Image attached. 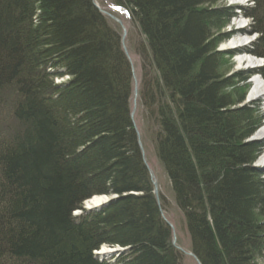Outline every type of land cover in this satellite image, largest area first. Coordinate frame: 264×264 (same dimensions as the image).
<instances>
[{"label": "trees", "instance_id": "obj_1", "mask_svg": "<svg viewBox=\"0 0 264 264\" xmlns=\"http://www.w3.org/2000/svg\"><path fill=\"white\" fill-rule=\"evenodd\" d=\"M222 2L113 3L142 36V137L192 253L200 264H260L264 177L252 164L264 143L249 140L264 113L245 100L264 67L235 75L238 83L220 77L222 59L238 51L218 46L245 32L226 31L242 9ZM253 6L240 13L259 35L246 51L264 58V0ZM133 79L120 26L93 0H0V106L10 109L0 123V264H181L162 219L169 203L157 201L138 145ZM102 195L117 198L74 216ZM103 246L126 252L101 261Z\"/></svg>", "mask_w": 264, "mask_h": 264}, {"label": "rangeland", "instance_id": "obj_2", "mask_svg": "<svg viewBox=\"0 0 264 264\" xmlns=\"http://www.w3.org/2000/svg\"><path fill=\"white\" fill-rule=\"evenodd\" d=\"M113 2H114V0H95V4H96L95 8L96 9H100L99 11L105 17H107V19L109 21L114 22V24H118L120 26V28L122 29V26L119 23V21H120L123 24V26L127 28V36L129 35V33L130 34L132 33L131 35L137 37V33H135L134 31L128 33V31L131 29V21L129 20L130 17L127 15V13L123 9L116 8L115 4ZM236 2L237 1H235V0H223L222 4H224L226 6H236V7L240 6L242 8L241 12H243L244 9H247V7H251L252 8V3L250 1L248 2V0H246L244 5L237 4ZM241 12L239 10H237L236 13L239 16H237L238 18L236 17L235 19L232 20L231 26H230V28H228V33L235 32L236 29L242 28L240 26H243V25L246 26V25L250 24L249 19L246 20V19L243 18L242 15H240ZM113 18H115V19H113ZM240 22L242 23V25L239 24ZM236 36L237 35L235 34L228 41L221 43L218 46V49H217V51L223 52V53L237 52V50H239L237 52L238 54L234 55V57H230V58L225 57V58H223L222 61H221V64H220V68H218V72L220 74V77L223 80L231 81L232 83H238L239 82L238 80H233L235 75H238V74H241V73H244V72L258 71V69L256 67L250 68V69L249 68H245V67H240L238 65V62H237L238 59L240 58V56L247 55V52L246 51H242V50H246L247 49L249 51V50H252V48H250V47H248L246 45L245 46H240L239 49H232V48L228 49L227 48V47H230V42L233 41V39ZM127 39H128V37H127ZM134 45H136V47H138L137 46V39L135 40L133 38V40H131L130 43H129V41L126 42V47L130 51V57H131V59L134 60V67H135V71H136V80H137V84L139 86L141 84V81H142L141 78L143 77L142 59L139 56H136L134 54V48H133ZM250 56H251V54H250ZM261 66H262V63H261ZM256 75H258V73H256L254 76H256ZM254 76H252L248 80V83L250 82L249 83L250 87H248V90H247V93H246L247 100H245L246 101L245 104L256 103L258 100L259 101L263 100L261 102V105H262V112L264 113V99H263L264 97H259L257 99L255 98L253 100L248 101L250 92L252 91V87H253V81H254L253 78H254ZM133 80H134V86H135V78ZM232 88H233L234 91H237V90H235L237 87L233 86ZM242 92H243V89H239V93H242ZM8 96H9V99H10V95H8ZM132 97H133L132 98V109L134 111L132 113V118H133L135 126L137 127L138 131L140 132V135H141L140 140H141L142 146L145 149V153H146V158L148 160V164H149L150 168L152 169L153 173L155 174V176L157 178L158 190H159L158 191V196H163L169 203L168 207H167V212H165L164 215L162 213V219H163V221H165V222L167 221L168 223H170L173 226L174 233L176 234V237H177L176 244H177L178 247H181V250L183 252V253H181V250H179V248L177 246L175 247L182 254V258H181V261H180L181 264H198L194 257L188 255V253H191V248H192L191 239H190L189 234L187 232V228H186L184 217H183L182 213L176 207V204H175V201H174V197H173V193H172L171 186H170V182L167 179V177L164 174V172L162 171V169H161V167L158 164V161L156 159L155 151L153 149L154 144H152L150 141L144 140V138L142 137V131H144L143 130L144 129V122H143V108H142V105H141V97H139V94L137 96L135 95V90H134V93H133ZM9 113H10L9 107L5 106L4 103L1 104V106H0V123H4V122H6L8 120V118H10V114ZM9 124L10 123H7L6 126L9 125ZM261 129H259V131ZM1 130L2 129H1V125H0V131ZM256 134L250 140H254V141H257V142H260V143H264V140L263 139H259L256 136ZM257 162H256V165L258 166V169L264 170V166L258 165ZM111 197L108 196L107 202L110 201ZM113 197H115V196H113ZM104 204H106V203H101L100 205L104 206ZM90 210H92V211L98 210V207L88 208V211H90ZM163 216H165L166 220L164 219ZM114 249L115 250H119L116 247Z\"/></svg>", "mask_w": 264, "mask_h": 264}, {"label": "bare ground", "instance_id": "obj_3", "mask_svg": "<svg viewBox=\"0 0 264 264\" xmlns=\"http://www.w3.org/2000/svg\"><path fill=\"white\" fill-rule=\"evenodd\" d=\"M235 1H237L236 3L237 4H240V5H244V3L246 2V0H235ZM251 3H252V7H254L253 5H254V0H249ZM238 8H240V9H242L240 6L238 7ZM241 15V14H240ZM259 17H264V14L263 15H260ZM243 18L244 19H246V20H248L249 19V21H250V24H248V25H243V26H240V27H242V28H239L240 29V31H245L244 33H242V34H238L234 39H233V41H231L230 42V47H227L228 49H231V48H235V49H239L240 48V46H248V47H250V48H252V45H253V43L254 42H256V40L259 38L258 36V34H253V33H249L248 32V30L250 29V26L252 25V20L250 19V18H247V17H244L243 16ZM240 25H242V23L240 22L239 23ZM128 33H129V31H128ZM127 37H128V39H127ZM139 37H141L142 38V36H141V34H140V32H137V37L136 36H133V35H131L130 33H129V35L127 36V28L125 27V28H123V29H121V44H122V42H123V45H122V49H123V51H124V53H125V55L127 56V58L129 59V63H130V65H131V67H132V73H133V77L136 79V71H135V67H134V60L133 59H131V57H130V51H129V49L126 47V42L127 41H129V43L131 42V40H133V38L136 40L137 39V46H139V44H140V42H141V40H140V38ZM229 44V43H228ZM136 45H134V47H135ZM133 47V48H134ZM126 49V50H125ZM247 50V49H246ZM246 50H242V51H246ZM251 51V50H250ZM247 52V51H246ZM134 54L136 55V56H138L137 54H136V50L134 49ZM249 54V55H248ZM250 54H251V56H250ZM252 53H250V52H247V55H243V56H240V58L238 59V65L240 66V67H245V68H254V67H256V68H260V67H262L263 66V64H264V58H255L254 56L255 55H253ZM261 63H262V66H261ZM242 72V71H241ZM253 87H252V91L250 92V95H249V100H253V99H257V98H259V97H264V77L263 76H259V75H256V76H254V78H253ZM65 81V79H61V78H55L54 79V84L55 85H61L63 82ZM139 88H140V85L138 86V84H137V89L139 90ZM259 101V100H258ZM3 102V101H2ZM245 105H247V104H245ZM134 111H133V109H132V113H133ZM132 113H131V116H132ZM3 130V129H2ZM135 132H136V134H137V138L140 140V138H141V135H140V132L138 131V129H137V127H135ZM256 136L259 138V139H263L264 140V126H263V128L256 134ZM253 137V136H252ZM251 137V138H252ZM146 141H149V139H145ZM139 148H140V150H141V155H142V157H143V162H144V164H145V166H146V168H147V171H148V175L150 176V178H151V180H152V183L154 182L155 184H153V187H154V193H155V189H157V191H159L158 190V182H157V178H156V176H155V174L153 173V171H152V169L150 168V166H149V164H148V160H147V158H146V153H145V149H144V147L142 146V143H141V140L139 141ZM153 149H154V147H153ZM158 161V160H157ZM258 161V162H257ZM256 162L258 163V165H260V166H264V150H263V152H262V154H261V156L258 158V160H257ZM256 162L255 163H253L252 164V168L254 169V170H256V169H258V167H257V165H256ZM158 164H159V162H158ZM160 165V164H159ZM161 167V166H160ZM258 170H260V169H258ZM262 173H263V177H264V170H260ZM155 195V194H154ZM113 197V196H112ZM112 197H111V199H112ZM116 198H117V196H115ZM156 197V196H155ZM110 199V201L109 202H107V200H108V196H104V195H102V196H95V197H93V198H90V199H87V200H85L84 202H83V204H82V207L81 208H79L78 210H76L75 212H74V216L75 217H82V216H84V215H86L87 213H91L92 212V210H90V211H88V208H91V207H98V206H100V204L101 203H106V204H104V206H106V205H108L112 200ZM157 199V198H156ZM158 201V200H157ZM160 207V206H159ZM161 208V207H160ZM96 211V210H95ZM163 215H164V213H163ZM165 217V216H164ZM166 219V218H165ZM167 223V222H166ZM172 230V245L174 246V247H176L177 246V244H176V242H177V237H176V234L174 233V230L173 229H171ZM190 237V236H189ZM174 240H175V245H174ZM178 247V246H177ZM118 249H121L122 251H119V252H116L117 250H115L113 247H108V246H103L99 251H96V252H94V255H96V257H98V258H100V260L101 261H103V260H108L109 258H110V255L109 254H113L114 252L115 253H118V254H121V253H124V252H126V249H123V248H119V247H117ZM179 249H181V247H178ZM192 250V249H191ZM181 253H183L182 252V250H181ZM191 254H193L192 253V251H191V253H188V255H190V256H192ZM182 255V254H181ZM193 256H195L194 254H193ZM192 256V257H193ZM196 258V257H195ZM196 261H197V259H196ZM260 264H264V262H260Z\"/></svg>", "mask_w": 264, "mask_h": 264}, {"label": "water", "instance_id": "obj_4", "mask_svg": "<svg viewBox=\"0 0 264 264\" xmlns=\"http://www.w3.org/2000/svg\"><path fill=\"white\" fill-rule=\"evenodd\" d=\"M113 19H115V18H113ZM119 23H120V25L122 26V29L123 28H125L124 26H123V24L119 21ZM122 45H123V42H122ZM126 50V49H125ZM135 95L137 96L138 95V89H137V80L135 79ZM250 98H248V101H250L249 100ZM264 99V98H263ZM247 100V99H246ZM249 141H254V140H249ZM258 167V166H257ZM153 184H155L154 182H153ZM155 196H156V198H157V200H158V202H159V196H158V191H157V189H155ZM116 199V197H113L111 200H115ZM109 202V201H108ZM101 206H103V205H100V206H98V208L99 207H101ZM164 217V216H163ZM164 219H165V217H164ZM166 220V219H165ZM167 222V221H166ZM167 224L171 227V229H173V226L170 224V223H168L167 222ZM174 245H175V240H174ZM179 250H181V249H179ZM119 251H122L121 249H119V250H117L116 252H119ZM115 253V252H114ZM109 255H111V254H109ZM192 256H193V254H191ZM194 258H195V256H193ZM196 259V258H195ZM197 263L198 264H200L199 262H198V260H197Z\"/></svg>", "mask_w": 264, "mask_h": 264}, {"label": "clouds", "instance_id": "obj_5", "mask_svg": "<svg viewBox=\"0 0 264 264\" xmlns=\"http://www.w3.org/2000/svg\"><path fill=\"white\" fill-rule=\"evenodd\" d=\"M226 31H228V29H227ZM238 34H242V33H238ZM238 34H236V35H238ZM254 57H256V56H254ZM256 58H258V57H256ZM263 67H264V64H263V66L261 67V69H262ZM261 69H260V70H261ZM246 99H247V98H246ZM261 102H262V101H261ZM261 110H262V105H261ZM262 127H263V126H262ZM262 127H261V128H262ZM261 128H260V129H261ZM258 131H259V130H258ZM258 131H257V132H258ZM257 132H256V133H257ZM256 133H255V134H256ZM255 134H254V135H255ZM254 135H253V136H254ZM250 139H251V138H250ZM259 171H260V170H259Z\"/></svg>", "mask_w": 264, "mask_h": 264}]
</instances>
